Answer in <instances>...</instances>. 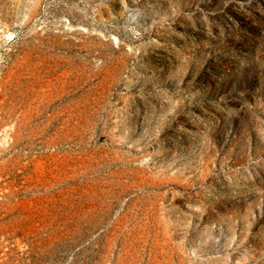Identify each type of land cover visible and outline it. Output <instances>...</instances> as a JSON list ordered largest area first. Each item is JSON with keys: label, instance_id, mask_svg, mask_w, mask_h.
Returning <instances> with one entry per match:
<instances>
[{"label": "rangeland", "instance_id": "374dc122", "mask_svg": "<svg viewBox=\"0 0 264 264\" xmlns=\"http://www.w3.org/2000/svg\"><path fill=\"white\" fill-rule=\"evenodd\" d=\"M0 264H264V0H0Z\"/></svg>", "mask_w": 264, "mask_h": 264}]
</instances>
